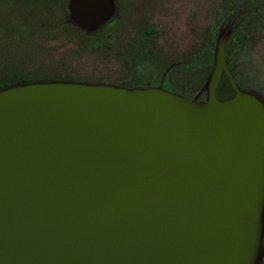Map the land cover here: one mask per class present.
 Here are the masks:
<instances>
[{"label":"water","instance_id":"95a60500","mask_svg":"<svg viewBox=\"0 0 264 264\" xmlns=\"http://www.w3.org/2000/svg\"><path fill=\"white\" fill-rule=\"evenodd\" d=\"M67 7L87 29L114 2ZM241 10L192 97L69 79L0 87V264H261L264 98L226 58ZM224 76L233 92L219 98Z\"/></svg>","mask_w":264,"mask_h":264},{"label":"rangeland","instance_id":"374dc122","mask_svg":"<svg viewBox=\"0 0 264 264\" xmlns=\"http://www.w3.org/2000/svg\"><path fill=\"white\" fill-rule=\"evenodd\" d=\"M62 2L0 0V72H5L8 67H19L35 78L43 74L48 79H62L68 75L81 79L93 76L106 79L110 78L108 73L117 71L111 56L89 50L74 53L81 41L73 34L64 36L69 29L59 28ZM220 8L219 0H193V17L186 27L182 20L174 19L176 33L163 40L162 46L167 52L172 50L177 58L191 51L193 58L202 62L207 31L220 17ZM201 67L193 69L192 74L173 72V75L183 82L187 75L191 76V91L194 92L199 88L198 80L207 71ZM232 71L238 85L253 88L264 97V20L254 28L252 38L244 43V52L233 62Z\"/></svg>","mask_w":264,"mask_h":264},{"label":"flooded vegetation","instance_id":"af4514ba","mask_svg":"<svg viewBox=\"0 0 264 264\" xmlns=\"http://www.w3.org/2000/svg\"><path fill=\"white\" fill-rule=\"evenodd\" d=\"M67 2L68 0L62 2V21L59 28L69 29L63 34L64 36L73 34L81 41L74 53L77 54L78 50H89L104 56H111L114 58L117 71L108 73L110 78L106 79L99 76L81 79L75 76L73 78L71 75L63 76L62 79L104 82L124 87L161 85L164 89L185 97H192L196 93L191 91V76L187 75L183 82L173 75V72L192 74L193 52L186 51L183 57L177 58L173 56L172 50L167 52V49L162 46L163 40L176 33L173 26L174 19L179 18L184 23L182 25L186 27L189 19L193 17L191 10L193 0H113L114 7L104 23L96 27L88 26L87 29L80 28L67 20L69 13ZM219 3L221 14L216 22L218 28L229 24L236 13V9L226 11L224 0H219ZM248 11L251 10L247 9L246 12ZM241 12L244 11L241 10L233 21V26L236 27L232 35L235 31L238 33L237 29L240 26L238 20ZM207 33L204 47L210 51L208 44L210 30ZM239 34L242 37L244 34L247 37L252 36V32L248 29L239 31ZM228 51L227 45V56ZM227 60L230 69L233 61L230 58ZM244 89L254 90L250 87ZM203 96L204 93L200 98ZM261 264H264V257Z\"/></svg>","mask_w":264,"mask_h":264},{"label":"trees","instance_id":"16d2710c","mask_svg":"<svg viewBox=\"0 0 264 264\" xmlns=\"http://www.w3.org/2000/svg\"><path fill=\"white\" fill-rule=\"evenodd\" d=\"M224 3H225L226 11L231 9H236L237 11L240 8L251 10L248 12L246 11L241 12L238 20L240 25L239 28L237 29L238 33L237 31H235L227 43L229 48L228 51L229 55L228 56L226 55V57L230 58L231 61L234 62L235 60L239 59L242 56L244 52V43L252 38V36L247 37L245 34L242 37L239 34V30L244 28V29H248L249 32H253L254 28L262 23V21L264 20V0H258V1L257 0L256 1L255 0H224ZM217 27H218V23H216L213 26V28L210 30L209 33L208 44L210 45V51H207L206 47H204L203 52H205V54L207 52V54L206 55L204 54L202 62L199 63L195 59L193 62V69L202 66L201 68H205V70H207L206 74L198 80L199 88L202 85L207 73L211 68L213 47L215 41V30L217 29ZM230 71L234 76V73L232 71V65H230ZM35 77L36 76L33 77L29 75V73L27 74L23 72V70H21L19 67H8L5 72L3 71L0 72V87L13 83L24 82V81L48 79L46 77H43V74L39 75V78L38 77L35 78ZM198 89L193 93L197 92ZM232 92L233 91L229 84L228 78L227 76H224L217 87L216 95L219 98H223L230 96Z\"/></svg>","mask_w":264,"mask_h":264}]
</instances>
